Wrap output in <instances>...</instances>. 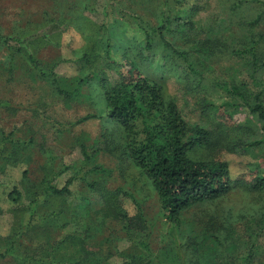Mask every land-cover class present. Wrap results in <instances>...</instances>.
<instances>
[{
	"label": "rangeland",
	"instance_id": "1",
	"mask_svg": "<svg viewBox=\"0 0 264 264\" xmlns=\"http://www.w3.org/2000/svg\"><path fill=\"white\" fill-rule=\"evenodd\" d=\"M234 1L0 0V32L45 37L33 48L43 67L53 69L63 89L80 86L68 100L52 80L25 58L12 59L0 44V264H23L18 258L26 255L46 262V241L63 239L64 254L81 250L107 257L110 245L133 250L123 233L125 211L132 218L144 213L151 226L147 242L162 264H181V257L170 259L178 233L180 240L191 237L193 248L185 256L191 264H240L243 258L264 264L263 197L243 186L264 174L263 123L219 86L244 84L250 99L258 92L264 97V69L253 81L246 50L259 39L264 54V0H242L236 11ZM168 13L193 23L194 30L177 21L163 37L158 29L153 35ZM225 25L221 36L213 32ZM173 49L187 51L194 62L209 55L206 68H198L204 79L190 73ZM138 73L161 84L190 125L212 131L224 144L242 142L233 152L216 146L195 154L227 161L237 188L216 204L186 212L176 235L160 216L149 180L126 154L124 130L106 117L105 92ZM88 115L94 117L83 121ZM69 179V194L51 192ZM231 214L239 216L237 222ZM207 215L217 219L218 232L207 229ZM208 230L226 237L225 246ZM108 258L110 264L123 262L119 252Z\"/></svg>",
	"mask_w": 264,
	"mask_h": 264
},
{
	"label": "trees",
	"instance_id": "2",
	"mask_svg": "<svg viewBox=\"0 0 264 264\" xmlns=\"http://www.w3.org/2000/svg\"><path fill=\"white\" fill-rule=\"evenodd\" d=\"M241 2L242 0L230 2L233 7L232 10L236 11ZM173 11L176 9L174 8ZM165 18H167L166 22L162 23L159 28L152 30L153 35L158 29L159 34L163 37L164 32L171 26V22L177 24V21L184 23L183 26H189L190 30H194L193 23L185 22V19L178 14L168 13ZM217 30L214 29L213 32L217 33V36H221L226 33L227 25L220 33ZM40 37L31 33L29 35H15L0 32V44L7 49L12 59L17 56L25 58L36 72L52 80L58 94L65 95L68 100L73 99L80 86L74 91L63 89L53 69L49 70L43 67L42 61L33 52L34 46L45 39V37L44 39ZM152 37L151 32L148 31V44L151 43ZM165 43L167 44V42ZM246 50L251 56L253 81H256L257 78L261 79L257 77L259 72L264 69L261 41L253 39ZM173 53L178 57L177 59L185 62L190 73H196L200 80L204 79L198 73V68H206L209 55H204L203 59L200 56L194 62L190 60V54L185 50L173 49ZM260 84L264 88V79ZM219 86L226 93L241 99L242 104L263 123L261 130L263 137L259 143L264 144V97L262 92H258L253 99H250L248 86L244 84L240 86L238 83L225 81L219 83ZM105 104L106 117L110 121L116 122L124 130L126 154L133 164L143 172L144 177L149 180L159 200L160 216L171 225V232L175 231L172 233L173 235L181 231L185 223L184 215L186 212L196 206L216 204L237 188L227 161L218 158L213 160L195 159V154L200 151L213 150L216 146H221L220 151L233 152L239 148V143L242 142L227 141L224 144L223 140L221 142L212 131L199 125H190L182 116L177 103L167 99L161 84L140 73L136 76H123L111 89L105 92ZM204 106L212 109L214 103H206ZM235 107L238 105L235 104ZM93 117L88 115L83 118V121ZM71 184L72 179H69L63 188L58 189L51 186L50 189L53 194L63 197L69 194ZM243 186L247 190L259 192L264 202V194H261L264 192V174L244 183ZM121 216L126 223L124 224V237L135 244L133 250L117 251L116 247L110 245L107 257L105 253L91 256L90 253L85 254L81 250L64 254L62 248L64 249L66 244L65 239H63L60 244H51L50 241H46V247L49 246L47 254L50 258L46 262L33 259L28 255L21 256L18 260L23 264H110L108 257L119 252V256L123 260L120 264H162V261L152 253L147 242V231L151 226L144 213H138L132 218L125 211ZM207 217H209L206 220L207 229L218 232L220 228L217 219L211 215H207ZM238 218L239 216L236 217L231 214V219L234 221L237 222ZM210 235L216 244L225 246L226 237L219 238L213 232H210ZM179 236L178 233L177 246L170 259L177 258L180 261L181 257V264H191V258H185L189 249L193 248L191 237L187 235L186 238L180 240ZM89 238L86 237L87 240ZM196 238L199 240L198 236ZM253 242L255 243V240ZM84 246L85 244L82 249ZM253 248L252 244L250 251H253ZM0 256L2 255L0 254ZM197 263V260L192 261V264ZM228 264L232 263L229 262ZM240 264L261 263H254L251 262V259L243 258Z\"/></svg>",
	"mask_w": 264,
	"mask_h": 264
}]
</instances>
